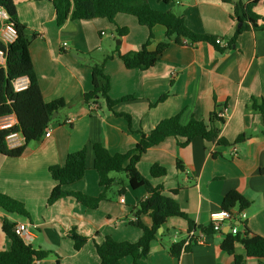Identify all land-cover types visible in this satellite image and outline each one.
I'll use <instances>...</instances> for the list:
<instances>
[{"label":"crops","instance_id":"0c3cea01","mask_svg":"<svg viewBox=\"0 0 264 264\" xmlns=\"http://www.w3.org/2000/svg\"><path fill=\"white\" fill-rule=\"evenodd\" d=\"M14 2L19 20L35 33L30 54L43 98L46 102L64 99L66 106L61 109L63 118L48 126L49 137L30 142L18 158L0 154V193L21 202L28 213L19 216L0 209V251L11 247L2 230L5 219L14 224H29L35 235L32 246L50 253L36 264H100L95 243L101 244L105 237L137 242L142 230L131 222L135 219L134 208L147 196L143 187L131 189L127 179L120 175L116 177L119 185L111 187L108 193L112 195L107 193L108 199L97 209H88L72 197L49 206L48 197L56 186L49 168L63 165L68 154L86 148L84 177L65 189L97 197L103 189L93 169L95 144H102L112 154L126 153L137 145L142 133H149L162 120L180 115L182 124L192 118L207 123L211 113L219 108L227 109L220 136L232 146L196 137L182 148L171 137L143 154L138 169L153 186H162L165 194L179 203L195 224L196 233L201 232L200 228L212 226L211 215L223 211V200L231 191L242 194L251 205L244 211L236 206L233 218L223 222L221 232L206 234L204 243L189 245V251L177 258L169 252L170 239L177 231L181 233L179 241L186 238L189 223L183 218H170L162 227V233L166 232L168 237L152 241L148 256L139 263L234 264V257L221 249L225 234L233 228L242 231L245 224L264 237V114L250 106L252 99L264 100L262 22L255 26L247 21V29L229 46L238 23L232 19L234 6L227 0H173L170 3L148 0L154 9L161 3L166 5L162 6L165 9L162 12L174 11L173 5L180 6L177 13L193 32L214 40L220 37L227 46L208 42L172 44L153 67L144 71L129 70L118 53L139 50L151 34L135 17L123 14L116 17V25L129 31L117 45L112 41L117 40V26L105 18L68 20L58 26L50 0ZM252 12L264 18V3ZM152 32L150 50L164 39L165 28L155 26ZM97 51L105 57L114 53L104 66L111 81L110 97L113 100L134 97L115 108L117 113L131 117L130 124L125 117L109 111L103 101L93 112L84 104L83 94L92 89V68L82 63L77 53ZM164 95L166 99L159 102ZM67 119H73V123L65 124ZM240 135H245L246 140L233 144ZM155 164L167 169L165 177L151 178L150 169ZM120 187L126 189L123 196L118 194ZM175 190L178 192L173 194ZM140 220L148 227L152 224L147 214L141 215ZM72 230L89 238L81 250L74 248L69 237ZM235 253L245 257L244 264H264L247 257L242 244H236ZM122 264L135 263L126 257Z\"/></svg>","mask_w":264,"mask_h":264},{"label":"trees","instance_id":"16d2710c","mask_svg":"<svg viewBox=\"0 0 264 264\" xmlns=\"http://www.w3.org/2000/svg\"><path fill=\"white\" fill-rule=\"evenodd\" d=\"M55 8L56 23L62 26L66 21L93 20L105 18L116 25V17L120 14L133 16L138 23L147 27L150 31L149 40L137 51L126 54L118 53V57L124 66L129 70L139 69L148 70L153 67L164 52L172 45L195 44L198 42H208L216 44L212 37L199 35L193 32L185 23L182 15L176 10L160 12L154 9L148 0H50ZM170 3L173 0H161ZM234 6V19L238 24L243 25L236 29L235 35L230 39V44L236 41L238 35L247 29L246 22L250 21L253 25L260 21L264 30V18L254 15L252 10L264 3V0H251L244 3L243 0H227ZM0 9L7 12L8 22L12 23L17 31V38L12 44H4L0 40V48L5 52L6 63L0 65V118L15 115L18 123L13 131L21 133L24 142L20 147L11 148L6 141V136L10 131L0 130V154L10 158H18L25 152L28 144L40 141L45 134V130L54 120V114L59 113L66 106L64 99H57L46 102L43 98L41 88L35 73L32 57L30 54V44L35 37L26 24L18 18L16 4L14 0H0ZM0 20V28H1ZM117 26V25H116ZM155 26L165 28L164 39L154 50L149 46L154 38L152 29ZM127 28L117 26L116 34L118 38H123L128 34ZM78 59L92 68V89L84 93L82 98L88 107L91 103L99 104L105 102L107 109L118 116H123L131 123L128 114H121L115 111L118 104L134 100L133 96L122 97L113 100L110 97L111 81L105 73L104 66L107 60L114 57V53L107 55L103 62L96 63L92 53H77ZM20 78H27L28 88L23 91H16L14 82ZM167 95L160 98L159 102L165 100ZM252 109L264 114V100L252 99L250 104ZM219 109L211 113L209 121L192 118L187 124H182L180 115L162 120L149 133H142L140 141L130 151L126 153L112 154L102 144H95L93 169L98 174L99 185L103 189L97 197H89L79 192H68L66 187L80 181L87 171V150L83 148L79 151L68 154L63 165H55L49 168L52 179L56 186L51 191L47 204L53 205L60 199L66 197L74 198L81 205L97 209L102 201H106L107 193L118 180L112 176L113 173H124L131 189L143 187L147 196L141 200L134 208V221L131 224L142 230V236L137 242H119L107 236L101 244L95 243V250L100 259V264H122V260L131 257L135 264L148 256L152 241L160 238L164 239L168 234H159L170 218L179 217L188 221L189 231L196 229L195 224L185 213L179 203L169 195H166L162 186H153L150 180L144 177L139 169L143 154L150 148L160 145L166 139L174 137L179 141L182 148L187 147L194 138L201 137L209 143L217 145L232 146L220 136L221 125L225 119L218 116ZM264 136V129L262 131ZM246 140L245 135H240L233 144H238ZM181 168V165L178 164ZM167 169L159 164H155L150 169V176L154 179L163 178L167 175ZM126 189L122 187L118 194L123 196ZM178 190L173 191V194ZM251 202L237 191L228 193L222 204L223 210H233L236 206L240 211L249 208ZM0 209L9 214L27 216L28 213L24 205L7 195L0 193ZM143 214L149 215L152 220L151 226H146L140 220ZM14 223L5 219L2 230L8 237L11 247L8 251H0V264H36L45 259L50 254L47 251L35 249L32 245H26L14 231ZM205 234L213 233V227L200 228ZM69 237L74 242V248L81 250L88 242L87 236L72 230ZM186 238L183 237L178 243L170 246L169 252L173 257H179L183 252H187L190 246H184ZM236 244H242L246 250V256L256 258L260 263H264V237L252 232L244 224L242 231L233 233L230 231L225 234L221 243V249L234 257V264H244L245 257L235 253Z\"/></svg>","mask_w":264,"mask_h":264},{"label":"built area","instance_id":"2783aa9c","mask_svg":"<svg viewBox=\"0 0 264 264\" xmlns=\"http://www.w3.org/2000/svg\"><path fill=\"white\" fill-rule=\"evenodd\" d=\"M0 20H1V28H0V40L4 44H12L16 38H17V31L15 26L8 22L9 16L7 12L3 9H0ZM215 43L219 46H227L222 38H216ZM67 45L66 43L64 44ZM6 63L5 58V52L3 49L0 48V65L3 66ZM29 81L27 78H20L17 81L14 82V88L16 91H23L28 88ZM90 112L96 111L98 109V104L91 103L88 107ZM218 116L220 118L226 119L227 116V109L222 108L218 112ZM18 123V120L15 115H8L5 117L0 118V130H7L10 131L8 135L6 136L7 144L11 148L20 147L24 139L20 132L13 131V129L16 127ZM73 123V119H67L65 121V124L71 125ZM51 135V130L47 128L45 130V137H49ZM240 215L245 218L246 215L241 212ZM234 216L233 210H223L218 213H213L211 215L212 219V227L215 232H221L222 231V224L227 219H232ZM14 231L18 235V237L24 242L26 245H32L35 235L31 231L30 225L27 223H18L14 225ZM233 233H237L238 229L233 228ZM181 233L179 231L175 232V235L172 239V243H178L180 239ZM206 234L204 232L196 233L195 230L189 231L186 235V241L184 243V246L192 245V244H202L205 242Z\"/></svg>","mask_w":264,"mask_h":264},{"label":"rangeland","instance_id":"374dc122","mask_svg":"<svg viewBox=\"0 0 264 264\" xmlns=\"http://www.w3.org/2000/svg\"><path fill=\"white\" fill-rule=\"evenodd\" d=\"M151 6H154V5H151ZM159 6H161V7H159ZM159 6H157V9L156 10H158V11H160V12H162V11H164L165 9H163V7L164 6H166V5H164V4H159ZM163 6V7H162ZM171 6V5H170ZM170 6H168L167 8H170V9H172V7H170ZM173 7H174V9L177 11V9L180 7V6H178V5H173ZM154 8V7H153ZM116 36H117V34H115ZM116 39L117 40H112L113 41V43L114 44H117V45H119V40H121L120 38H118V37H116ZM104 53L103 52H101V51H97V52H94V53H92V57H93V60H94V62H97V63H101V62H103V60L105 59V55H103ZM62 113H61V110H60V117L58 118V116L52 121V123H54V122H57L59 119H61V118H63V116L61 115ZM121 175V177H124L125 179H126V175L124 174V173H113L112 174V176H114L115 178L117 177V176H120ZM117 185H119V184H114L112 187H113V189L117 186ZM121 188V187H120ZM109 194L110 195H112V192H109L108 193V196H109ZM85 207V206H84ZM87 208V207H86ZM88 209H90V208H88ZM18 215V214H17ZM19 216H21V215H19ZM166 237H168V235L166 236ZM165 238V237H164ZM170 242L172 243V239H170Z\"/></svg>","mask_w":264,"mask_h":264},{"label":"water","instance_id":"95a60500","mask_svg":"<svg viewBox=\"0 0 264 264\" xmlns=\"http://www.w3.org/2000/svg\"><path fill=\"white\" fill-rule=\"evenodd\" d=\"M241 26H242V23H239V24H238V27L240 28ZM57 116H58V114L55 113L53 118L55 119ZM162 231H163V229L160 228V229H159V233H162Z\"/></svg>","mask_w":264,"mask_h":264}]
</instances>
